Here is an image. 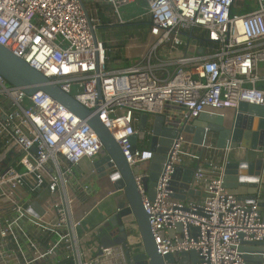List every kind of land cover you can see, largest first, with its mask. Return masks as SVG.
<instances>
[{"label": "built area", "instance_id": "1", "mask_svg": "<svg viewBox=\"0 0 264 264\" xmlns=\"http://www.w3.org/2000/svg\"><path fill=\"white\" fill-rule=\"evenodd\" d=\"M255 2L256 9L234 15L235 0H0V45L98 113L138 171L135 183L161 256L195 250L200 264H247L238 247L264 246L263 211L256 199L223 187L216 156L196 167L189 184L202 194L199 200L173 196L175 166L198 160L202 150L224 154L214 132L206 130L203 145L178 133L152 200L142 185L155 115L163 117L162 128L178 129L204 112L264 106V0ZM130 4L147 19L145 43L129 37L111 60L96 29L104 21L127 23L121 10ZM138 48L142 53L131 61ZM121 58L130 60L126 67H108ZM142 113L146 144L136 142L132 151ZM101 147L85 120L42 91L27 95L0 74V264H125L121 245L104 247L93 229L79 233L106 190L89 197L75 170L86 159L89 177L97 178L93 162Z\"/></svg>", "mask_w": 264, "mask_h": 264}, {"label": "water", "instance_id": "2", "mask_svg": "<svg viewBox=\"0 0 264 264\" xmlns=\"http://www.w3.org/2000/svg\"><path fill=\"white\" fill-rule=\"evenodd\" d=\"M83 9L85 11L84 5ZM92 33L94 35L93 30ZM0 74L27 95L38 91L48 94L85 120L99 137L102 147L93 166L96 177L100 180L98 187L106 190L104 199H109L106 200L109 207L103 219L92 229L94 236L104 247L121 245L125 249V264H200L195 250L164 256L158 253L150 230L148 215L142 206L141 196L134 179L138 171L128 165L119 145L99 119L98 113L83 107L72 96L63 92L55 83L2 45H0ZM147 120V114L142 113L139 119V133L130 138L132 151L137 148L136 141L144 139ZM162 121L161 115H155L153 118L149 145L153 156L148 162L146 175L142 178L143 189L149 199L152 200L154 197L156 181L162 171L166 154L177 134L182 131L190 137L193 144L203 145L207 137L206 130H209L216 134V149L224 151L221 161L223 187L230 190L247 186L255 187L242 198L256 199L263 211L264 220V199L259 197L258 192L261 170L264 167V106L241 103L228 123L225 122L223 115L207 112L201 113L183 128H162ZM229 146L242 149L243 156L237 158L235 151L227 153L226 149ZM32 150L35 151L34 148ZM253 153L257 156L251 160ZM195 170L194 167L184 169L185 177L177 181L178 174L183 171V168L175 166L170 181L175 198L185 200L188 195L200 193L189 187ZM247 178H253V180L250 181ZM180 230L181 225L178 224L175 231ZM168 234L172 236L173 232L168 231ZM238 250L247 264H264V246L261 243L244 242Z\"/></svg>", "mask_w": 264, "mask_h": 264}, {"label": "crops", "instance_id": "3", "mask_svg": "<svg viewBox=\"0 0 264 264\" xmlns=\"http://www.w3.org/2000/svg\"><path fill=\"white\" fill-rule=\"evenodd\" d=\"M223 116H225L224 113H223ZM136 142H137L138 146L146 144V143H143L142 140H137ZM149 145H150V143L146 144V146H148V147H149ZM231 151H235L234 154L237 158H241L243 156V150L242 149L233 148ZM213 154H214V152H212V151L202 150V151H199L200 158H198V160H192V161L186 160L185 163L181 166L183 168V171L179 172L177 181H180L181 179H183L185 177L184 169L192 168V167L196 168L198 165H201L202 163H206L207 161H209V159H211L214 156H216L215 157L216 161L219 164H221V161L223 158V152L218 151V152H216V154H214V155ZM260 155H261V153H260ZM256 156L257 155L255 153H253L251 155L250 159L253 160ZM148 164H147V167H148ZM262 178L263 179L259 183L258 192H259V197H262L264 199V176H262ZM75 179H77L78 181H80L82 183L84 182V183L88 184V187H89L88 194H90L89 197L97 194V192H100V189L98 187V183L100 182V180L98 181V179L95 178V175H93L91 178L89 177V161L88 160L84 159L80 162V164L78 165V167L75 170ZM247 179H249V178H247ZM249 180L251 181V180H253V178H250ZM249 183H251V182H249ZM253 188L255 189V187L247 186V187H240L239 189L232 190V191H234L236 194H238L239 197H244L251 190H254ZM83 196H86V195L83 194ZM83 196L81 197L82 200L86 201V199L89 198V197H83ZM201 196H202V194H200V193L197 195H188L186 197V199H197V200H199L201 198ZM106 199H103L101 202H99L83 218L82 223H81V227L79 228L80 234H82L86 231L92 230V228L95 227V225L103 219V217L105 216V213L107 211L106 209L109 207V203H105Z\"/></svg>", "mask_w": 264, "mask_h": 264}, {"label": "rangeland", "instance_id": "4", "mask_svg": "<svg viewBox=\"0 0 264 264\" xmlns=\"http://www.w3.org/2000/svg\"><path fill=\"white\" fill-rule=\"evenodd\" d=\"M88 4V3H87ZM256 2L255 0H235L234 3V8L232 9V14L234 15H242L250 10L256 9ZM127 10V11H126ZM143 13V9L138 8V6H134V4H130L129 6L123 8L121 10V15L124 18V20H131V21H141L144 19L145 21L147 20L145 16H143L142 19L138 18L139 14ZM143 20V21H144ZM147 23V21H146ZM114 25V24H111ZM146 25H137L136 26H120V25H115L110 28H97L96 29V34L100 39L106 40L107 45H108V57L113 60L114 56L119 53L120 50V45L119 42L121 41H126L127 38L133 37L137 38L135 42H140L141 44L145 43L146 40ZM143 48H138L134 49L131 51V61H136L139 57V55L142 53ZM121 53V52H120ZM119 53V54H120ZM121 63H110V68H122L126 67L130 60L128 59H123ZM120 59V60H121ZM225 114V122L228 123L229 120L231 119L233 112L231 109H226L222 111ZM152 115H149V120H151ZM109 198V197H108ZM109 200V199H106ZM105 200V203H106ZM101 207V206H100ZM99 207V208H100ZM98 208V207H97ZM96 208V209H97ZM135 233V231L133 230ZM133 234V233H130ZM133 238V237H132ZM138 246V244H137Z\"/></svg>", "mask_w": 264, "mask_h": 264}, {"label": "trees", "instance_id": "5", "mask_svg": "<svg viewBox=\"0 0 264 264\" xmlns=\"http://www.w3.org/2000/svg\"><path fill=\"white\" fill-rule=\"evenodd\" d=\"M146 21L144 20H141V21H128L127 23H124V24H114V25H111V23H109L108 21H104L101 25H100V28H103V29H106V28H110V27H113L115 25H120V26H136L137 25H146ZM126 43V41H121L119 42V45L122 46ZM119 57L118 53L114 56L113 59H117ZM108 67L110 68V64L108 65Z\"/></svg>", "mask_w": 264, "mask_h": 264}]
</instances>
